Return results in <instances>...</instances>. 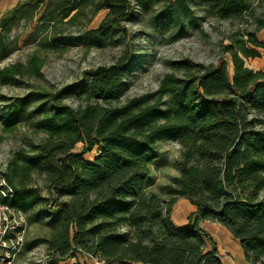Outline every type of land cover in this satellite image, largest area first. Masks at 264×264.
I'll use <instances>...</instances> for the list:
<instances>
[{"label": "trees", "instance_id": "obj_1", "mask_svg": "<svg viewBox=\"0 0 264 264\" xmlns=\"http://www.w3.org/2000/svg\"><path fill=\"white\" fill-rule=\"evenodd\" d=\"M103 10V21L89 29ZM135 15L170 41L188 26L201 33L199 15L237 22L226 36L229 44L220 48L233 73L225 60L176 61L154 92L122 101L123 53L111 66L91 71L82 86L33 91L0 106L4 132L26 123L43 136L18 149L4 172L14 189L4 202L26 214L28 227L49 230L24 248L44 245L47 264L78 255L104 264H222L215 250H205L210 238L199 227L211 221L239 241L247 264H264V71L245 65L264 49L257 38L264 11L257 13L253 0L20 1L0 16V63L18 50L11 34L21 23L31 29L24 43H35V50L25 62L0 68V89L42 78L49 53L121 47L118 35ZM73 26L78 30L66 32ZM168 142L180 147L177 175L159 195L150 169L161 159L159 145ZM77 144H83L79 153ZM95 147L98 154L89 163L83 156ZM35 176L43 178L52 199L31 186ZM179 199L195 207L184 229L170 218Z\"/></svg>", "mask_w": 264, "mask_h": 264}, {"label": "rangeland", "instance_id": "obj_2", "mask_svg": "<svg viewBox=\"0 0 264 264\" xmlns=\"http://www.w3.org/2000/svg\"><path fill=\"white\" fill-rule=\"evenodd\" d=\"M7 3L8 0H0V11ZM253 4L257 13L264 11V0H253ZM106 14V10L97 13L91 21L89 29H96ZM198 20L201 33L192 26H188L183 36L170 41L168 37L150 29L146 25L147 20L143 19L141 15H135L132 21L125 26V31L118 35L123 40L121 47L85 48L76 46L62 54L49 53L46 55L42 67V78L18 79L13 85L1 88L0 106L33 91H55L67 86H82L88 80V74L91 71L103 66H111L123 53L127 54L128 63L126 69L127 89L122 101L154 92L161 79L169 73L170 64L184 59L204 65H217L219 61L225 60L228 63V72L231 76L233 68L230 57L222 55L220 48L221 44H229L226 36L238 27V23L209 19L202 15H199ZM78 28L76 26L68 27L66 32L72 33ZM30 30L23 23L14 29L11 37L16 40L18 50L8 59L2 61L0 68L18 61L25 62L35 50V43H24L26 34ZM257 38L264 42V29L257 33ZM257 52L260 56L252 61L246 60L245 65L249 69L252 68L253 71H264V49H258ZM39 54L42 53L39 52ZM65 104L75 106L77 103L68 100ZM42 137L41 134L33 133L26 123H22L11 133L4 132L0 118V169L5 172L7 163L18 149H28L30 144L39 142ZM159 147L161 159L150 170L153 181L152 189L160 195L163 186L170 181L171 177L177 175L176 162L179 158L180 147L171 142L160 144ZM82 149L83 144H77L74 152L79 153ZM97 154L98 149L95 147L83 158L87 162L93 163ZM31 186L37 188L43 197L52 199L53 196L49 194L42 177L35 176ZM259 201L264 203V190L260 192ZM48 232V228L44 225L29 226L25 244L47 237ZM47 262L46 248L39 244L31 250L23 248L13 264H47Z\"/></svg>", "mask_w": 264, "mask_h": 264}, {"label": "crops", "instance_id": "obj_3", "mask_svg": "<svg viewBox=\"0 0 264 264\" xmlns=\"http://www.w3.org/2000/svg\"><path fill=\"white\" fill-rule=\"evenodd\" d=\"M20 1L23 0H8V3L2 8L0 13L2 14L3 12L13 8ZM250 61L252 60L250 59ZM194 212L195 207L191 205L189 201L186 199H179L172 209L170 218L176 228L184 229L188 227V218ZM199 227L210 238V241H206L205 250H215L216 256L222 264H247L244 260L243 251L240 247L239 241L234 239L230 232H228L224 227L211 221H202L199 223ZM76 263L94 264L92 260L87 259L84 255H78L75 259L67 260L62 264Z\"/></svg>", "mask_w": 264, "mask_h": 264}, {"label": "built area", "instance_id": "obj_4", "mask_svg": "<svg viewBox=\"0 0 264 264\" xmlns=\"http://www.w3.org/2000/svg\"><path fill=\"white\" fill-rule=\"evenodd\" d=\"M13 195L14 189L0 169V264H13L22 252L27 237L26 214L4 202ZM84 256L94 264H104V261L97 257Z\"/></svg>", "mask_w": 264, "mask_h": 264}]
</instances>
